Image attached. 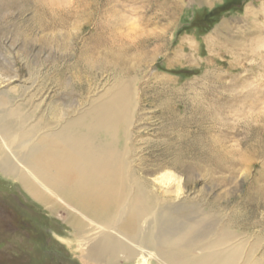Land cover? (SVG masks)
<instances>
[{"label": "rangeland", "instance_id": "374dc122", "mask_svg": "<svg viewBox=\"0 0 264 264\" xmlns=\"http://www.w3.org/2000/svg\"><path fill=\"white\" fill-rule=\"evenodd\" d=\"M26 1L24 11L11 9L4 23L0 19V93L9 92L14 103H28L29 112L40 104L38 113L53 118L52 112L67 109L71 94L58 86L59 73L72 83L73 70L103 13L89 21L92 0H54L52 7L64 9L66 19L48 26L39 22L33 0ZM171 2L179 8L175 19L165 15L146 21L159 5L169 7ZM145 5L152 10L146 13ZM124 6L117 32L125 41L116 46L131 48L124 61L133 70L138 99L136 158L153 167L173 137L179 146L196 150L195 170L188 186L182 182L181 195L174 179L170 186L160 182L171 173L184 178L177 171L164 169L148 179L161 190L171 188L166 197L174 202L204 195L210 202L218 199L222 206H232L249 192H264V0H129ZM115 53L103 47L87 58L99 64ZM107 76L96 80L100 89ZM0 147H5L2 135ZM209 150L221 159L219 166L200 157ZM56 201L60 207L53 211L0 169V264H114L92 255L61 207L75 210ZM263 218L264 211L259 220ZM235 230L251 242L252 233L264 234L254 222ZM143 255L116 264H168Z\"/></svg>", "mask_w": 264, "mask_h": 264}, {"label": "bare ground", "instance_id": "6f19581e", "mask_svg": "<svg viewBox=\"0 0 264 264\" xmlns=\"http://www.w3.org/2000/svg\"><path fill=\"white\" fill-rule=\"evenodd\" d=\"M128 1L92 0L89 4V21L98 20L102 13L103 21H94L90 44L77 61L72 83L59 73L58 86L71 92L63 113L52 112L53 118L41 115L40 104L29 112L28 103H14L9 92L0 93V134L5 146L0 147V169L53 211L60 207L56 198L74 209L75 213L61 207L92 255L102 260L116 264L146 254L168 264H264V234L252 233L251 242L235 230L248 222L264 230V218L259 220L264 192H249L232 206H222L218 199L210 202L204 195L174 202L166 197L171 188L161 190L148 179V175L172 169L184 178L171 173L158 181L170 186L175 180L178 195L183 193V181L188 186L196 150L179 146L174 137L153 167L139 164L142 160L136 158L133 140L138 99L133 70L124 61L131 48L116 46L124 40L117 29L123 26L119 12ZM54 2L33 0L41 24L55 26L65 21L64 9H54ZM171 3L169 7L159 5L158 12L146 21L165 15L175 19L179 8ZM25 4L26 0H0L2 23L11 9L24 11ZM144 10L148 13L152 5H145ZM107 14L114 20L107 19ZM103 47L116 53L99 64L87 58ZM105 74L109 78L100 89L96 80ZM214 152L206 151L200 157L219 166L221 159Z\"/></svg>", "mask_w": 264, "mask_h": 264}]
</instances>
